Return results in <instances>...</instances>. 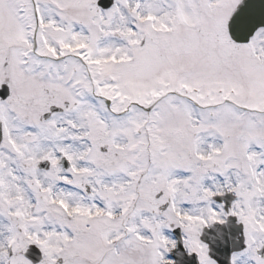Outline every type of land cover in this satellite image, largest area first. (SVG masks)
<instances>
[{
	"label": "snow or ice",
	"instance_id": "1",
	"mask_svg": "<svg viewBox=\"0 0 264 264\" xmlns=\"http://www.w3.org/2000/svg\"><path fill=\"white\" fill-rule=\"evenodd\" d=\"M0 264H264V0H0Z\"/></svg>",
	"mask_w": 264,
	"mask_h": 264
}]
</instances>
